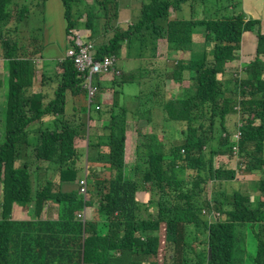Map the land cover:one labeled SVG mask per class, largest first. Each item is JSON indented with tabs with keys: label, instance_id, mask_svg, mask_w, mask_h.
Instances as JSON below:
<instances>
[{
	"label": "trees",
	"instance_id": "1",
	"mask_svg": "<svg viewBox=\"0 0 264 264\" xmlns=\"http://www.w3.org/2000/svg\"><path fill=\"white\" fill-rule=\"evenodd\" d=\"M187 1L137 0L138 15L122 28L120 0H92L89 5L86 0H61L65 34L88 31L95 60L117 57L123 45L136 48V41L143 39L150 45H140L138 51L146 49L154 58L159 40L173 53L189 52L193 30L204 27L202 58L174 60L166 74V79L181 83L188 71V89L164 98L159 83L149 95L152 100L144 97L138 107L133 105L135 111L120 107L117 98L93 107L92 115L82 79L69 59L56 64L51 98L47 92H34L38 51L19 46L16 22L23 12H13L15 0H0L1 57L8 86L0 105V264H159L160 250L162 264H242L234 260L235 229L246 224L257 226L252 264H264L262 22L247 18L236 0L218 17L171 19L169 11L180 10ZM246 32L254 34L255 51L231 76L228 88L227 65L240 60ZM41 81L44 87L52 78L43 74ZM69 102L71 114L66 113ZM154 113L165 130L142 132L140 122L152 125ZM44 117L53 119L47 123ZM101 119L106 122L102 133L92 135L89 122ZM129 121L138 127L131 177L124 161ZM232 121L236 123L230 129ZM237 130V169L260 173L252 188L260 196L256 202L235 189L227 192L237 170L218 165L219 157L236 158L230 137ZM23 149L25 158L20 157ZM47 170L54 178L39 186ZM84 175L85 200L77 185ZM140 192L147 201L138 200ZM46 204H55L56 219L41 218ZM84 209H91L92 217L82 222L75 215ZM203 209L210 212L206 218ZM17 210L27 217L13 218Z\"/></svg>",
	"mask_w": 264,
	"mask_h": 264
},
{
	"label": "rangeland",
	"instance_id": "2",
	"mask_svg": "<svg viewBox=\"0 0 264 264\" xmlns=\"http://www.w3.org/2000/svg\"><path fill=\"white\" fill-rule=\"evenodd\" d=\"M239 1V3L242 2V0H236ZM86 4L89 5L88 3H91L92 0H86ZM246 5L249 4V6L252 4L255 7H259L260 5L264 4V0H243ZM120 11H119V17H118V22L120 21L119 25L121 27L126 28L128 22L131 20L133 21L135 17L138 15V5H137V0H120ZM202 3H206L207 7H204ZM232 3L231 0H188L185 4L181 5V15L185 19H209L218 17L222 12L226 10L228 6H230ZM248 6V7H249ZM242 7V4H241ZM247 7V8H248ZM13 12L19 13L20 11L23 12L22 18L16 22L18 25V33H17V38H18V43L21 48L24 49V51H38L36 58L40 55L43 56V59H49V57L55 58L56 55H63V59H65V53L66 50L69 48V42L68 39L66 38L65 34V26H66V21L63 16V6L61 0H15V4H12ZM80 9L82 12H84L85 7L82 5L80 6ZM15 13V14H16ZM175 14V13H174ZM172 15V14H171ZM171 19H176V14L174 17ZM82 21H84V18H82ZM127 22V23H126ZM13 21L9 24V26H13ZM7 26V28L9 27ZM75 31H80V36L81 39L85 42L90 41L89 36L90 33L88 31H84V29H78ZM261 32L264 33V26L261 27ZM192 36H194V45L197 46V49H202L198 53L204 51V48L200 47V44L204 47V37H205V32H204V27L198 26L196 27L193 32ZM254 37V34L252 32H246L242 36V46H246L248 44V41ZM138 46L135 48L132 47L131 49H126V46L123 45L121 48L118 56L116 57V64L115 68L116 70L119 69L118 73L119 75H115V70L111 74H107L109 76V81H116L118 82L117 85H113L112 87L105 88L106 90H102L103 93L105 94H99V90L95 97L92 99L91 103L88 102L87 98V110H91L93 112V107L97 106L96 103L100 102L102 103L104 101L105 104H112L115 99L118 98L117 103L119 104L120 107L125 106L129 107L130 109H133L134 105L136 104L137 107L139 105V100L136 98H133L134 95L136 96H143L148 98V100H152V98L149 97V95H153V93L156 91V84H159L157 81L153 82V77L151 76L150 80H147L146 82H143L140 87V85L137 83V78L139 76V73L137 71L138 76L136 75V78L132 75L129 74V79L131 82H124L122 83L123 86H120L119 83L123 79V76L120 75L125 74L129 70V66H135L136 68L140 67L141 70L143 71L144 66L143 63L149 62L151 58L150 52H146V49H141L138 51L140 48V45L142 47L150 45L148 42H144V39L142 42H138ZM67 46V48H66ZM146 48V47H145ZM2 46L0 42V105H4V101L6 98V94L8 91V86L6 84V76L7 72L3 68V62H2ZM165 46L160 47V51L164 52ZM123 51V52H122ZM246 53L244 50L241 51V55ZM143 54V55H142ZM254 54L253 48L251 49V54L250 57ZM60 60V61H61ZM200 60V55H197L194 61ZM35 66H37L36 70L38 73L35 71V79H34V87L35 91L41 87L42 84V69L40 67V64L35 63ZM51 73H47V76L49 75L52 78V81H46L47 83L45 84V90L47 91V95L51 98L53 95V91L56 87V82H55V72L56 70V65L51 67ZM138 70V69H137ZM238 71V69H235ZM121 71V72H120ZM143 77L148 78L147 74H144L143 71ZM98 77L94 78V82L97 83ZM149 81H151L153 84L150 85ZM116 84V83H114ZM110 89V90H109ZM118 93V94H115ZM114 96V97H113ZM82 101V99H81ZM103 103V104H104ZM133 107V108H132ZM2 108V107H1ZM135 111V109H133ZM145 112V111H141ZM95 115V112L91 113ZM45 118V117H44ZM52 117H46L45 122L49 123L52 121ZM152 125L151 127L154 128L153 131L155 132H160V122L159 121V114H155L152 117ZM106 124V123H105ZM133 121L129 124V129L132 127ZM104 126V125H103ZM102 126V128H103ZM34 127H38L34 126ZM134 128H137L136 126L133 125ZM156 128V129H155ZM162 130H165L163 128ZM133 131V130H132ZM144 132H150L151 128L146 127L143 128ZM0 132L1 134L4 132L3 127H0ZM101 132V131H100ZM130 132V131H128ZM136 132V131H135ZM102 133V132H101ZM137 135L136 133L133 132V136L127 138V163L129 165H132L133 157H134V140L136 139ZM161 138V137H159ZM132 139V140H131ZM177 140V139H175ZM132 141V142H131ZM173 141V140H171ZM21 158H25V149L21 151ZM29 160V159H27ZM232 157L224 156L223 159L218 161L219 166H225L227 168L229 167H234V163ZM85 162V161H83ZM130 162V163H129ZM41 164L46 165L44 162H41ZM238 165V163H237ZM238 170L240 173L244 172L243 167L238 166ZM131 175L133 174V168H129ZM128 171V170H127ZM84 174L87 173L86 167H84L83 170ZM45 178L39 180L38 185L40 186L46 178H49L50 180H53L52 173L47 170L46 174L44 175ZM32 178L35 179L36 176L32 175ZM81 179V178H80ZM88 184V182H87ZM78 185V183H77ZM227 192H230L234 189H236L238 186H234L233 183L230 185V182L227 185ZM76 188V186H75ZM240 193L244 194L242 191L241 187H238L236 189ZM257 191V188L253 190L252 194ZM251 194V195H252ZM145 195V194H144ZM142 199V194L140 195ZM146 198V196H145ZM56 210V206L54 204H46L43 208V211L41 213V218H54L53 211ZM91 213L92 210H88L84 214V220H88L89 216L91 218ZM203 217L206 218L209 216L210 212L207 209H203L201 212ZM214 213V211H213ZM27 217V214L21 212V210H18L17 212L14 213L13 218H20ZM77 218V216L75 215ZM78 219V218H77ZM81 220V219H80ZM98 228L101 229L102 225L99 224ZM103 231V230H101ZM200 237H202L200 235ZM234 260L239 263L241 262L242 264H252L251 261V256H253V249L254 248V238L252 235V231L250 228V225H239L235 229V241H234ZM162 257H163V250H160L158 256H157V261L159 264H162Z\"/></svg>",
	"mask_w": 264,
	"mask_h": 264
},
{
	"label": "crops",
	"instance_id": "3",
	"mask_svg": "<svg viewBox=\"0 0 264 264\" xmlns=\"http://www.w3.org/2000/svg\"><path fill=\"white\" fill-rule=\"evenodd\" d=\"M120 5H121V3H120ZM248 6H249V4L246 5L245 2H243V0H242V9H243V12L246 14V17L247 18H253V19H259L262 22L261 26L263 27L264 26V4L260 5L259 7H255L252 4L249 7ZM180 11H181V9L180 10L179 9L178 10H170L169 11L170 12V18L174 17L175 14H176V17H181L182 15H181ZM119 23H120V21H119ZM120 27H121V25H120ZM122 28H124V27H122ZM78 32H80V31H78ZM193 37L194 36H192V47H191V50L189 52H180L179 51V52H174L173 53V52L168 50L167 44H166L165 41L159 40L158 41L157 51L154 54L155 58L151 57L149 62L143 63V66H144L143 71H144V74L148 75V78H144L143 77V71L141 70L140 67L136 68L135 66H131L130 65L129 66V70L125 74H122V72L120 71L121 72L120 75L123 76L122 80H124L126 82L127 81L131 82V80L128 77L129 74H132L136 78V75L138 76V74H137V71H138L139 76L137 78V83L140 85V87L143 86L142 85L143 82H146L147 80H150V78L152 76L153 77V82L157 81L158 83H160L161 86H160L159 91H161V95L164 98H172L174 96L179 95V93L181 91L188 89L190 73H188V71H184L183 72V80L181 81V83H176L175 81L173 82L169 78L166 79V76H167L166 74H169L171 72L172 63H173L174 60L187 62L188 60H195L197 55H200V59L202 58L203 51L198 53L202 49L201 50L197 49V46L194 45V38ZM66 38L68 39L67 35H66ZM161 45L165 46L164 52L160 51ZM200 47L203 48V46L201 44H200ZM66 48H67V46H66ZM252 48L255 51V37L251 38L248 41V44L246 46H242L240 51L244 50L246 53H244V54H242L240 56V60H237V61L227 65L228 71L224 75V80H226V84L228 85V88H229V82H232L231 76L234 75L235 73H237V72H235L236 71L235 69H238V68L242 69V66L244 64H246L250 60V58H251L250 54H251V49ZM63 56H64V54L63 55H56L55 58L49 57V59H43V56L40 55V56H38L37 58L34 59L35 60L34 63L40 64V67L42 69L43 74H47V73H51V70H52L51 67L52 66H55L58 62H61L60 60L63 59ZM36 68H37V66H36ZM118 71H119V69L116 70V68H115V75H119ZM238 72H240V71H238ZM36 73H38L37 70H36ZM109 74H111V73H109ZM109 80L110 79H109V76L107 74L106 75H101V76L98 77L97 83L99 85V87H98L99 88V94H105V93L102 92V90H106L107 88L113 86L112 85L113 82L109 81ZM149 83H150V85L153 84L151 81H149ZM156 87H157V84H156ZM34 89H35V87H34ZM34 92H47V91L45 90L44 87H39V89L37 91L34 90ZM139 97L140 98L138 99L136 97V95L133 96V98H136V99H138L140 101L139 104H142L143 100L145 98L143 96H139ZM103 103H104V101L101 103L100 100H99V102L96 103V105H98V106L99 105H107V104H105V103L103 104ZM148 103H149V101H148ZM131 106H133V105H131ZM71 109H72V103L69 102L67 104V110H66L67 112L66 113L67 114H71L72 113ZM236 121H238V120H236ZM236 121H232L230 124L228 123V126L230 127V129H231V126L236 123ZM131 122L132 121L128 122V127H127V131H126L125 156H124V161H125V166H126V175L129 176V177L132 176L131 173H130L129 168H133L134 164H135V161H136L135 160L136 139L134 140V142H135L134 143V157H133L132 165H129L127 163V160H126L128 158L127 157V138H128V136L132 137L133 136V132L136 133L137 132V128H138L136 125L133 124L137 128H134L133 125H132V127L129 129V124ZM105 123L106 122L102 121V119L99 120V121L98 120L90 121L88 125L90 126L89 129H90L91 134L93 135L94 132H98L99 133L101 131L102 126L105 125ZM140 123H141L140 124V129H142V130H143V128H146V127H150L151 129H153L151 127V125H148V124H146L143 121L140 122ZM163 128H165V127L160 125V129H161L160 132L162 131ZM128 131H130V132H128ZM142 132H144V131H142ZM86 155H87V149H86V145H85L84 158L83 159H86ZM237 158L238 157H236V158L232 157V159H236V160H233V163H234L235 166L232 167V168L237 170V171H236L235 180L230 182V185H232V183H233L234 186L241 187L243 193L244 194H249L250 198H251V201L254 200V202H256L257 199L260 198V196H259V194L255 193V192L252 194V192H253L252 188L254 187L253 185L256 182L259 181L260 173H258V172H247V171H244V172L240 173V171L237 169V163H238V159ZM222 159H223V157H219L218 161L219 160L221 161ZM243 168H244V166H243ZM141 194H142V199H141V196H140ZM137 198H138V200L140 202L147 201V199H148L147 197L145 198V195H144L143 192L137 193ZM88 210H91V209H86V212ZM53 214L55 215L53 219H56L57 215H56V211L55 210L53 211ZM91 217H92V213H91ZM88 218L91 219L90 216ZM19 219H25V218L20 216ZM250 228H251L252 235H253V238H254V232L257 231V226H254V227L250 226ZM254 244H255L254 248H252L254 250L253 254H255V251H256V240H255V238H254Z\"/></svg>",
	"mask_w": 264,
	"mask_h": 264
},
{
	"label": "built area",
	"instance_id": "4",
	"mask_svg": "<svg viewBox=\"0 0 264 264\" xmlns=\"http://www.w3.org/2000/svg\"><path fill=\"white\" fill-rule=\"evenodd\" d=\"M80 34V32L75 30L70 31L68 35L69 48L66 50L65 59L72 61L78 73V77L82 79V87L86 92V98L88 102L91 103L99 90L97 84L94 82V78L112 73L115 70L116 56L110 55L101 60H95L93 44L90 41H83ZM95 108L98 109V106H95L94 109ZM240 138L241 132L239 130L234 132L230 137V141H232V154L235 157L238 155ZM78 193L83 197V200H85L87 195L86 175L78 182ZM84 214L85 209L77 212L76 216L78 220L81 219L80 221L85 222L83 218Z\"/></svg>",
	"mask_w": 264,
	"mask_h": 264
}]
</instances>
